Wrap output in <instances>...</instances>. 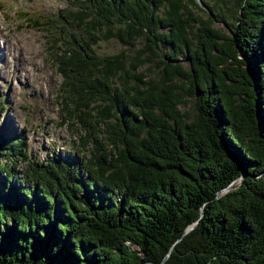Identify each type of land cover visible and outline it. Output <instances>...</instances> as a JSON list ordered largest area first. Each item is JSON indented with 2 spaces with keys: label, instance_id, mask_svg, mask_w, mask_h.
Instances as JSON below:
<instances>
[{
  "label": "trees",
  "instance_id": "16d2710c",
  "mask_svg": "<svg viewBox=\"0 0 264 264\" xmlns=\"http://www.w3.org/2000/svg\"><path fill=\"white\" fill-rule=\"evenodd\" d=\"M202 2L70 0L40 22L77 155L0 131V264H264V0Z\"/></svg>",
  "mask_w": 264,
  "mask_h": 264
},
{
  "label": "rangeland",
  "instance_id": "374dc122",
  "mask_svg": "<svg viewBox=\"0 0 264 264\" xmlns=\"http://www.w3.org/2000/svg\"><path fill=\"white\" fill-rule=\"evenodd\" d=\"M69 1L0 0V131L23 133L28 153L39 160L53 153L77 155L71 146L77 132L58 122L55 91L61 75L46 41L48 24H40L59 16ZM214 25L224 29L220 22ZM122 47L118 40L109 39L99 41L95 49L103 54ZM149 67L155 69L153 63ZM186 107L188 103L180 104V109ZM22 166L20 162L14 172L19 174Z\"/></svg>",
  "mask_w": 264,
  "mask_h": 264
},
{
  "label": "water",
  "instance_id": "95a60500",
  "mask_svg": "<svg viewBox=\"0 0 264 264\" xmlns=\"http://www.w3.org/2000/svg\"><path fill=\"white\" fill-rule=\"evenodd\" d=\"M196 1H197V0H196ZM198 1L204 6L205 9H207L206 5L202 2V0H198ZM248 66H249V62H248ZM233 181H234V180H233ZM233 181L230 182L229 185L225 186V187L223 188V190L229 188V187L231 186V184L233 183ZM192 225H193V223H191V224L185 226L183 232H186L187 230H189V229L192 227Z\"/></svg>",
  "mask_w": 264,
  "mask_h": 264
}]
</instances>
